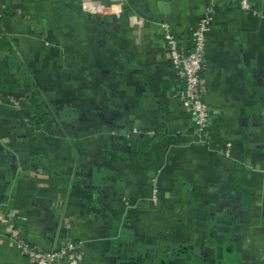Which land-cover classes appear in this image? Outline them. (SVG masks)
<instances>
[{
    "label": "crops",
    "instance_id": "0c3cea01",
    "mask_svg": "<svg viewBox=\"0 0 264 264\" xmlns=\"http://www.w3.org/2000/svg\"><path fill=\"white\" fill-rule=\"evenodd\" d=\"M238 1L0 0V264H264V0ZM205 15L198 144L163 26L188 47Z\"/></svg>",
    "mask_w": 264,
    "mask_h": 264
},
{
    "label": "built area",
    "instance_id": "2783aa9c",
    "mask_svg": "<svg viewBox=\"0 0 264 264\" xmlns=\"http://www.w3.org/2000/svg\"><path fill=\"white\" fill-rule=\"evenodd\" d=\"M238 6L242 11H250L249 0H239ZM83 8L91 13L108 9L104 5H96L93 1L83 3ZM211 22L212 18L205 15L195 23L189 37L188 47H181L167 26H163V38L170 65L177 77L183 81V88L178 94V99L184 112L193 123V138L194 142L198 144L206 142L205 135L210 127V111L203 100L202 72L204 70L206 34L210 29ZM3 35L0 28V39L3 38ZM229 150L230 145L228 144L224 151L225 156L229 155ZM16 244L22 255L32 264H82L84 259V252L80 244L73 241L50 249H42L24 240H16Z\"/></svg>",
    "mask_w": 264,
    "mask_h": 264
},
{
    "label": "trees",
    "instance_id": "16d2710c",
    "mask_svg": "<svg viewBox=\"0 0 264 264\" xmlns=\"http://www.w3.org/2000/svg\"><path fill=\"white\" fill-rule=\"evenodd\" d=\"M39 116H40V115H39ZM39 119H41V117H40Z\"/></svg>",
    "mask_w": 264,
    "mask_h": 264
}]
</instances>
